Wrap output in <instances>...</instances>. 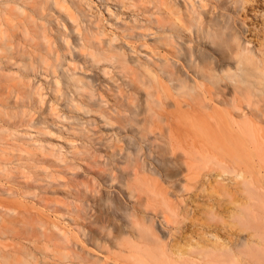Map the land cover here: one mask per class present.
Returning a JSON list of instances; mask_svg holds the SVG:
<instances>
[{
  "label": "rangeland",
  "instance_id": "1",
  "mask_svg": "<svg viewBox=\"0 0 264 264\" xmlns=\"http://www.w3.org/2000/svg\"><path fill=\"white\" fill-rule=\"evenodd\" d=\"M253 126L264 0H0V264H264Z\"/></svg>",
  "mask_w": 264,
  "mask_h": 264
},
{
  "label": "bare ground",
  "instance_id": "2",
  "mask_svg": "<svg viewBox=\"0 0 264 264\" xmlns=\"http://www.w3.org/2000/svg\"><path fill=\"white\" fill-rule=\"evenodd\" d=\"M227 117H226V119H227ZM225 121L228 123L227 120H225ZM246 124H250V123H245L244 122L242 125L240 124L239 125L240 129H236L233 125L230 124V126H231L230 131H231V133L233 134L234 133V130H232V129H235L236 132L238 134H240L241 136H243V137H245L246 135L251 134V133H249L247 131ZM168 127L169 128H168L167 135H168V138L170 140V144H171V146L173 148H176L178 145L175 143L176 142V140H175L176 138H175V135L173 134V129H172L171 125H169V124H168ZM253 128H254V126H253ZM252 133L254 134L253 136H255V138L257 139L256 140V143L257 144H254L255 146L253 147L254 153L256 154L257 159L259 160V162L264 165V147L258 141V136H257V133H256L255 128L252 130ZM242 184L245 185V186H248V185H251V181L250 180H247V179L246 180L244 179V181L242 182ZM125 246H128L129 247L130 245L129 244H125ZM145 253H146L145 254L146 257L143 258V259H141V260H139V261H137V263H135V264H175V260L173 259L174 257H170V256L166 255L164 252H163V254H157V253L150 252V251L149 252H145ZM179 258H181V257H178V258L176 257L175 258L176 261ZM183 262H185V260Z\"/></svg>",
  "mask_w": 264,
  "mask_h": 264
}]
</instances>
